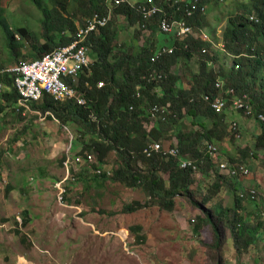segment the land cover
I'll return each mask as SVG.
<instances>
[{
	"label": "trees",
	"instance_id": "obj_1",
	"mask_svg": "<svg viewBox=\"0 0 264 264\" xmlns=\"http://www.w3.org/2000/svg\"><path fill=\"white\" fill-rule=\"evenodd\" d=\"M72 1L76 2L77 6L71 12L70 0H51L53 6L50 10L40 9L43 18L41 26L43 43H31L27 57L40 58L69 43L77 28L73 17L82 18V22L94 13L104 14L107 10L111 11L112 19L123 16L130 28L145 27L152 31V34L159 33L163 38L160 44L148 41L147 44L141 45L142 47H136L135 52L128 54L127 50L121 48L118 31L110 19L104 28L96 34H91L86 40L88 55L92 59L89 68L78 73L75 83L68 82L85 99V105L78 106L70 100L56 101L51 96L43 94L37 102L30 104V108L41 113L49 112L48 118H54L62 126L75 125L77 132L82 133L80 137L89 135L88 143L83 144L82 150L77 151V154L83 155L86 152L98 163H102L106 156L113 152L118 163L116 170L108 179L128 188H141L154 205L167 212L174 208L176 198L185 199L202 214L194 224L193 230L197 233L200 226H209L214 246H219L224 226L229 228L237 254L257 243L259 236H264V218H260L258 208L262 203H259L257 196L251 195L250 190L244 189L239 182L241 175L238 168L242 162L234 163L230 157L224 159L220 156L215 142L220 141L221 136L217 129L223 127L225 130L226 124L229 126L231 124L227 112L230 108L227 89L232 88L236 93L248 94L250 99L248 104L253 106L251 110L253 118L256 119L258 114L264 115V23H254L249 19L256 17L262 21L264 9L255 5L253 10H242L233 20H229L222 43L226 55L229 56L225 57L232 58V66L229 72L225 73L222 67L214 69V64L219 61L218 55L206 53L211 49L210 39L206 41L189 36H167L159 32L157 17L154 16L149 23L146 22L139 15L137 7L142 4L150 5L148 0H121L118 5L110 0ZM150 1L161 13L172 19L185 18L184 7L189 6L191 2L180 0V3L176 4L177 0ZM199 1L200 5L209 2ZM2 13L0 7V30L5 38L9 59L15 61L16 65L19 62L18 58L25 56L21 53L23 43L16 40L15 35L26 39V42L33 37L26 28L13 29L9 26ZM193 14L187 22L195 32H199L202 30L203 13L196 10ZM136 32L139 33L138 30ZM159 46H172L174 53L162 56L156 63H151L150 56ZM192 55L199 57V69L198 73L192 74L191 84L185 87L180 82L178 73L172 71V67L179 58L189 60ZM6 69L8 68L0 62V84L3 87L0 92L1 115L9 108L16 111L18 99L13 86V76L6 72ZM153 69H156L162 79L150 78ZM219 79L223 84L217 89L214 84ZM98 82L103 83L101 88H97ZM204 96L211 98L223 96L227 102L225 110L219 114L213 112L209 103L204 101ZM153 105L160 107L167 105V112L146 129L144 124L148 121ZM237 112L244 114L243 110ZM184 123L198 128L184 129ZM261 123L252 150L247 148L246 151H242L239 160H242L243 156L247 158L249 151L251 153L253 151L252 154L264 151V121ZM236 131L237 129L234 130ZM72 141L70 149L75 150L76 139ZM153 142L159 143L164 149L176 147L178 156L164 154L162 148V151L146 157L143 149ZM205 143H211L216 147L214 155L206 151ZM185 158L196 166L195 173L190 167H180V162ZM137 162L141 163L140 168ZM221 164H224L225 170L229 172H220ZM196 176L209 178L208 186L203 183L200 185L201 188L207 187L201 201L195 199V193L191 189L193 185H198ZM97 177L108 180L105 172H101ZM227 188L233 193V207L222 208L216 215L213 208H205L213 199L221 198ZM244 201L251 204L250 207L253 208L251 212L245 213L246 208L241 205ZM142 207H145V204L132 202L125 205L122 210L131 213ZM23 214L26 218L27 212ZM252 219L256 221L250 223ZM136 239L139 241L141 236H136ZM216 260H220L219 255Z\"/></svg>",
	"mask_w": 264,
	"mask_h": 264
},
{
	"label": "rangeland",
	"instance_id": "obj_2",
	"mask_svg": "<svg viewBox=\"0 0 264 264\" xmlns=\"http://www.w3.org/2000/svg\"><path fill=\"white\" fill-rule=\"evenodd\" d=\"M70 2L69 12L77 6L76 2ZM203 4L202 29L212 43L206 53L218 55L214 69L222 67L227 73L232 58L225 57L228 55L222 37L229 20L242 10H253L255 5L264 9V0H209ZM52 6L51 0H0L7 24L13 29L26 28L33 37L26 42L15 35V39L23 43L21 53L25 56L18 61L30 59L27 51L31 43H43L40 9L50 10ZM81 19L73 17L76 27L82 24ZM112 21L121 48L128 54L148 41L160 44L163 38L145 27L130 28L123 16ZM192 56L189 60L179 58L172 67L185 87L191 84L192 74L199 69V57ZM0 62L5 68L15 65V61L9 59L1 30ZM218 81L223 84L222 80ZM234 95L248 108L241 114L230 106L227 112L231 124H226L225 130L217 129L221 136L215 143L220 156L230 157L234 163L242 162L241 166L248 170L247 175L240 174L239 182L244 189L254 191L257 201L262 203L258 207L260 218H264V151L250 152L264 115L258 114L256 119L260 121H257L252 117L253 106L248 104V94L234 91ZM35 115L32 109L21 115L10 108L0 114V264H264V236L260 235L257 243L237 254L229 228L224 226L220 244L214 246L209 226H200L197 233L193 230L202 214L185 199L176 198L174 208L167 212L154 205L141 188H128L108 179L118 163L113 152L102 163L94 158L90 168L82 164L75 168L76 173L71 170L66 174L63 167L66 155L73 157V153L82 150L90 136L80 137L82 133H78L73 124L62 126L55 119ZM147 119L144 127L149 129L158 117L149 114ZM233 122L236 132L231 130ZM183 128L198 127L184 123ZM72 139H76L75 150L70 149ZM247 148L250 149L248 157L239 160ZM140 165L137 162L139 168ZM97 169L105 172L108 180L97 177ZM63 179L65 192L59 201L54 184ZM208 179L195 177L198 185L191 189L196 200L201 201L206 194L207 187L200 185L208 186ZM132 202L145 204V207L123 212V207ZM241 205L246 208L245 213L253 209L247 201ZM233 206V193L227 188L221 198L213 199L205 208H213L216 215L222 208ZM24 212L28 213L26 218ZM255 221L252 219L250 223ZM136 236L141 239L137 241Z\"/></svg>",
	"mask_w": 264,
	"mask_h": 264
},
{
	"label": "built area",
	"instance_id": "obj_3",
	"mask_svg": "<svg viewBox=\"0 0 264 264\" xmlns=\"http://www.w3.org/2000/svg\"><path fill=\"white\" fill-rule=\"evenodd\" d=\"M107 1V0H105ZM115 4H118L119 0H110ZM141 5L137 7V11L146 22H150L152 17H157L158 29L160 33L166 35H173L175 37H191L198 38L200 40H209L208 36L200 30L195 32L193 28L188 24L187 18H191L193 10L203 11V7L196 8L195 5L191 6V9L185 10V18L172 19L161 13L156 5ZM160 12V13H159ZM110 19V13L101 15L94 14L90 18L85 19L80 26L76 28L74 35L69 43L59 46L49 53L42 55L40 58H36L29 61H20L16 65H13L6 69L13 76V86L18 94L15 110L21 115H25L26 111H29L28 104L38 101L43 94L51 96L54 100H73L76 104L82 106L85 105V99L76 91L75 88L69 85L75 83L78 73L82 69H87L92 63V59L88 55V49L86 46V40L91 34H96L101 28L105 27ZM257 22V19L255 20ZM174 53L172 46H159L150 56V62L156 63L162 56H169ZM151 79H162L161 75L157 73L156 69H153L150 73ZM215 87L220 89L222 83L220 81L215 82ZM103 86L102 82L97 83V88ZM3 90L0 84V92ZM227 97H229L230 106L234 111L247 110V104L245 105L239 97H235L233 89H227ZM204 101L209 103L213 112L219 114L225 110L227 102L222 96H204ZM166 107H160L153 105L150 108V117L161 118L167 112ZM260 117V115H259ZM264 121V119L262 120ZM261 122V121H260ZM233 130H236V125L232 123ZM204 147L210 155H214L216 147L211 143H205ZM159 143L153 142L146 145L143 149V154L149 157L154 152H158L162 149ZM162 151V150H161ZM163 153L169 156L177 157L178 150L174 148H163ZM94 162V158L90 154H85V157L74 156L67 158L64 162V167L69 173V170L73 166H79L82 163L91 164ZM181 168L190 167L192 172H196L197 168L189 159H183L180 162ZM221 171L225 170L226 166L221 164ZM239 174H248V170L243 166L238 168ZM95 173L100 174V170H96ZM234 172H232L233 174ZM67 178V177H66ZM65 178V179H66ZM65 179L60 180L54 184V187L58 191V200L61 201L65 192L63 188V182ZM254 195V191L250 192Z\"/></svg>",
	"mask_w": 264,
	"mask_h": 264
},
{
	"label": "clouds",
	"instance_id": "obj_4",
	"mask_svg": "<svg viewBox=\"0 0 264 264\" xmlns=\"http://www.w3.org/2000/svg\"><path fill=\"white\" fill-rule=\"evenodd\" d=\"M120 2L118 3V4H120L121 3V0H119ZM148 1H150V0H148ZM113 2V1H112ZM114 3V2H113ZM150 3V2H149ZM176 4H178V3H180V0H177V2H175ZM115 4V3H114ZM118 4H116V5H118ZM151 4H153V3H151ZM190 5L189 6H185L184 7V16H185V10L186 9H191V6L192 5H195L196 6V8L198 9V8H200V7H203V11L201 12V13H203L204 12V6H202V5H200V1L199 0H191V2L189 3ZM142 5H144V4H142ZM154 5V4H153ZM194 11H196V10H193V12ZM107 13H110V19H111V17H112V13H111V11L110 10H107V11H105V13L104 14H107ZM94 14H96V13H94ZM94 14H92V15H94ZM97 14H100V13H97ZM104 14H101V15H104ZM91 15V16H92ZM140 15V14H139ZM193 15L194 14H192V16H191V18L193 17ZM90 16V17H91ZM90 17H87V18H85V19H88V18H90ZM84 19V20H85ZM110 19H109V21H110ZM179 19V18H178ZM187 19H190V18H187ZM249 19H250V21H253L254 23H264V19L262 20V21H260V19H258V18H256V17H249ZM257 19V22L255 21ZM109 21H108V23H109ZM107 23V24H108ZM104 28V27H103ZM202 31L205 33V31L202 29ZM206 34V33H205ZM207 35V34H206ZM167 36H169V35H167ZM208 36V35H207ZM208 38H209V36H208ZM209 41V40H208ZM173 55V54H172ZM34 59H36V58H34ZM29 60H33V59H28V60H24V61H29ZM20 62V61H19ZM77 78H78V75H77V77H76V81H77ZM70 82V81H69ZM71 83V82H70ZM70 85V84H69ZM57 101V100H56ZM58 101H61V100H58ZM62 101H69V100H62ZM70 101H73V100H70ZM37 102V101H36ZM32 103H34V102H32ZM76 103V102H75ZM86 103V102H85ZM29 104H31V103H29ZM28 104V105H29ZM78 105V104H77ZM78 106H80V105H78ZM83 106V105H82ZM40 114H43L44 116H49L50 115V113L49 112H45V113H41L40 112ZM85 154H88V153H84L83 155H79V154H77V152L76 153H73V157L74 156H82V157H85ZM91 155V154H90ZM94 158V157H93ZM95 162V161H94ZM93 162V163H94ZM93 163H91V164H87V163H82V164H86V165H88V167L90 168L91 167V165L93 164ZM82 164H80V165H82ZM80 165L79 166H73L69 171H71L72 170V172L73 173H76L74 170H76L75 168L76 167H80ZM99 170V169H98ZM101 174V173H100Z\"/></svg>",
	"mask_w": 264,
	"mask_h": 264
},
{
	"label": "crops",
	"instance_id": "obj_5",
	"mask_svg": "<svg viewBox=\"0 0 264 264\" xmlns=\"http://www.w3.org/2000/svg\"><path fill=\"white\" fill-rule=\"evenodd\" d=\"M29 109H31L30 108V104H29ZM34 112H35V116H37V117H42V119H45V118H47L48 116H44L43 114H40V111H38V110H34ZM52 119H54V118H52ZM66 128V127H65ZM73 140V139H72ZM70 141V146H71V143L73 142V141ZM68 158V156L66 155V157H65V160ZM69 158H71V157H69ZM65 160H64V162H65ZM64 162H63V167H64ZM64 169H65V167H64ZM65 171H66V169H65ZM66 174H67V171H66ZM8 189H10L9 187H8ZM28 214V213H27Z\"/></svg>",
	"mask_w": 264,
	"mask_h": 264
}]
</instances>
